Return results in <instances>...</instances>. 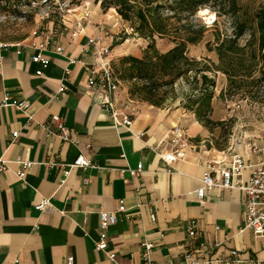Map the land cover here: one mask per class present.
<instances>
[{
	"label": "crops",
	"instance_id": "1",
	"mask_svg": "<svg viewBox=\"0 0 264 264\" xmlns=\"http://www.w3.org/2000/svg\"><path fill=\"white\" fill-rule=\"evenodd\" d=\"M79 15L80 10L72 11L60 24L51 22L40 36L0 46V101L8 95L31 103L29 112L0 108V159L7 162V169L0 171V264H66L68 256L75 264H147V242L153 244L154 264L173 259L183 264L191 251L220 260L214 264H237L233 250L245 264H258L250 260L264 259V236L241 231L245 193L215 187L199 199L195 191L203 185L207 162H230L235 152L258 162L264 154L236 142L237 134L223 148L214 147L203 138L211 128L196 117L186 122L181 109L146 104L130 128H116L96 101L97 90L88 85L89 66L96 58L81 51L88 36L104 32L97 24L102 18L91 11L82 32L74 36ZM49 34L53 42L42 53L50 64L38 75L39 64L32 56ZM56 44L65 48L63 54L54 51ZM72 57L77 61L71 62ZM62 83L66 90L59 93ZM217 116L214 109L212 119ZM55 117L64 120L67 137ZM176 124L186 126L191 146L167 163L156 147L161 143L163 152L173 149L168 135ZM256 133L247 135H261ZM208 141L211 146L203 145ZM81 153L92 166L72 168L62 183L64 170ZM21 160L33 162L23 179L18 175ZM140 163L142 172L133 175L128 169L137 170ZM43 198L51 204L37 210L35 204ZM101 209H123L108 230V252H116L115 261L96 248ZM192 219L198 222L194 238L188 233ZM202 241L212 244L211 252L201 253Z\"/></svg>",
	"mask_w": 264,
	"mask_h": 264
},
{
	"label": "trees",
	"instance_id": "2",
	"mask_svg": "<svg viewBox=\"0 0 264 264\" xmlns=\"http://www.w3.org/2000/svg\"><path fill=\"white\" fill-rule=\"evenodd\" d=\"M102 3L105 9L115 7L131 23L135 33L150 39L142 57L125 56L117 68L121 79L131 84L132 95L161 106L159 88L174 85L195 69L199 62L187 56L188 46L203 41L209 28L196 23L194 18L202 8H211L218 15L216 25L219 19L225 22L226 18L230 20L232 32L229 34L218 27L214 43L208 42V49L218 57V62L210 68L227 76L230 90L253 93L257 88L251 95L260 98L258 93L264 84V0L256 6L241 0H103ZM247 34L249 38L241 44ZM156 36L168 37L175 45L162 52L156 46ZM112 66L116 67L114 62ZM201 77L203 82L215 85L207 74ZM214 97L208 86L195 110L197 120L210 128L220 123L211 117Z\"/></svg>",
	"mask_w": 264,
	"mask_h": 264
},
{
	"label": "rangeland",
	"instance_id": "3",
	"mask_svg": "<svg viewBox=\"0 0 264 264\" xmlns=\"http://www.w3.org/2000/svg\"><path fill=\"white\" fill-rule=\"evenodd\" d=\"M261 1L241 0L242 3H249L251 6H256ZM86 2L90 3L91 11L102 18L97 24L104 27L106 41L111 48L112 62L116 65L113 69L119 79L118 97L126 107L137 113L142 106L150 103L130 93L131 84L121 79L117 68L121 67V60L125 56L142 57L150 39L135 33L131 23L124 20L115 7L105 9L103 0H0V42L25 39L33 36L34 30L38 29L47 32L51 22L60 24L64 15L70 14L68 10L77 9ZM210 18L211 23H209ZM217 19V13L211 8H202L197 13L194 21L206 25L209 30L203 41L188 46L187 56L196 59L199 63L194 66L193 71L182 76L174 85L160 87L157 94L162 101L159 107L181 109L186 122H190L195 117L197 119L195 110L205 89L210 86L215 93L212 101L213 111L217 110L216 121L220 123L212 126L210 132L203 138L212 141L214 147L223 148L233 134L238 136L243 133L261 132L264 121V84L258 93L261 99L253 98L251 94H255L257 88L253 89V93L245 90H230L227 76L221 71L210 68L215 66L214 62H218V57L216 52L208 49V42L214 43V33L218 27L229 34L232 32L230 20L225 18L224 22L219 19L217 26ZM248 38L249 34L241 39V44H245ZM174 45L170 38L156 36V46L160 51H168ZM198 68L200 70L197 71ZM203 73L215 81L214 86L203 82L201 77ZM221 113L223 116H219ZM182 126L186 128L185 125ZM203 145L211 146L209 141L204 142Z\"/></svg>",
	"mask_w": 264,
	"mask_h": 264
},
{
	"label": "built area",
	"instance_id": "4",
	"mask_svg": "<svg viewBox=\"0 0 264 264\" xmlns=\"http://www.w3.org/2000/svg\"><path fill=\"white\" fill-rule=\"evenodd\" d=\"M80 10V15L75 19L74 36L79 35L85 27L86 20L91 16V5L86 2L77 9L68 10V12ZM44 33L40 29L34 30L33 36H40ZM53 42V37L49 34L39 44L40 52L33 54L32 61L39 64V69L36 71L38 75H42L44 69L50 64V58L43 54V50ZM12 44L10 42H0V46L8 48ZM36 46V44H34ZM37 47V46H36ZM54 51L63 54L65 48L61 45H54ZM81 51L83 53H92L96 61L90 64V76L88 78V85L97 90L98 96L96 101L99 102L103 110L110 116L113 125L116 128L122 126L130 128L135 120L136 112L132 111L124 104L120 103L118 97L119 92V79L117 78L111 58V48L106 41V33L101 32L88 36L85 44L82 45ZM71 62H76V58H70ZM69 72V70H67ZM66 90V84L62 83L59 88V93ZM6 106H14L17 109L29 112L31 103L26 98H12L6 95L0 101V108ZM58 123L59 128L67 137L66 127L64 120L61 117L54 118ZM19 132H14V138L18 137ZM168 140L173 149L170 152L161 150V143L158 144L156 149L160 150L159 155L167 163H172L179 157L184 155L185 150L191 146L190 137L187 129L180 124H176L168 135ZM236 142L242 143L246 148L256 154H264V121L262 122L261 135L259 137L248 136L247 133L240 134L235 138ZM90 147V145H88ZM21 169L18 172L20 178L26 176L27 170L32 166L33 162L21 160ZM92 166L89 157L81 153L69 169L64 170V178L62 183L66 181L70 170L74 167L88 168ZM143 164H139L137 170L128 169L133 175H140L142 172ZM7 169V162L0 159V171ZM126 170H123L125 172ZM248 172V174H246ZM88 179H86V182ZM202 187L195 191L199 199L204 198L206 191L215 187L223 189H239L245 193L244 210H243V225L241 231L251 230L255 236H264V158L258 162L248 161L244 154L235 152L231 161H210L205 166V171L201 179ZM50 200L43 198L40 202L35 204L37 210L43 211L49 208ZM122 210H100V241L96 248L99 251L108 252V230L110 226L114 225L118 220V213ZM151 219L156 220V214L151 213ZM219 228V227H217ZM188 233L191 238L198 235V222L195 219L189 221ZM153 244L146 243L145 251L143 253L144 259L147 264H154L151 258V250ZM213 246L210 242L202 241L201 253L211 252ZM199 254V253H198ZM195 251L188 252L185 255L186 261L183 264H214L220 260L205 259L198 256ZM233 261L237 264H245L247 261L239 257L237 250L231 251ZM110 260L115 261L117 258L116 252H108ZM258 264H264V259L250 260ZM66 264H75L73 256H68ZM167 264H181L176 260H170Z\"/></svg>",
	"mask_w": 264,
	"mask_h": 264
},
{
	"label": "clouds",
	"instance_id": "5",
	"mask_svg": "<svg viewBox=\"0 0 264 264\" xmlns=\"http://www.w3.org/2000/svg\"><path fill=\"white\" fill-rule=\"evenodd\" d=\"M209 23H211V18L209 19Z\"/></svg>",
	"mask_w": 264,
	"mask_h": 264
},
{
	"label": "bare ground",
	"instance_id": "6",
	"mask_svg": "<svg viewBox=\"0 0 264 264\" xmlns=\"http://www.w3.org/2000/svg\"><path fill=\"white\" fill-rule=\"evenodd\" d=\"M214 16V15H213Z\"/></svg>",
	"mask_w": 264,
	"mask_h": 264
}]
</instances>
